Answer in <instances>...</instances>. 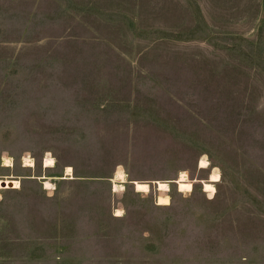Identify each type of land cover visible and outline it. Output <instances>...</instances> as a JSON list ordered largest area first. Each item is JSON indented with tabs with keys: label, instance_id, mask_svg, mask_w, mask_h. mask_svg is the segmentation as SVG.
Wrapping results in <instances>:
<instances>
[{
	"label": "rangeland",
	"instance_id": "rangeland-1",
	"mask_svg": "<svg viewBox=\"0 0 264 264\" xmlns=\"http://www.w3.org/2000/svg\"><path fill=\"white\" fill-rule=\"evenodd\" d=\"M5 178L0 264H264V0H0Z\"/></svg>",
	"mask_w": 264,
	"mask_h": 264
},
{
	"label": "bare ground",
	"instance_id": "bare-ground-1",
	"mask_svg": "<svg viewBox=\"0 0 264 264\" xmlns=\"http://www.w3.org/2000/svg\"><path fill=\"white\" fill-rule=\"evenodd\" d=\"M208 161L209 160H207L206 158L201 159V161H200V169L208 168L210 166ZM8 162L9 163H6L5 166L12 167L11 161H8ZM24 162H25V166L26 167L35 166V160L31 156H26L24 158ZM54 163H55L54 162V158H52L51 156H48L45 159V167H52V166H54ZM69 169H71V171H69ZM120 169H121V167L118 169V171L116 173V181L119 180L121 182V184H116V183L114 184V192H120V191L124 190V186H123L122 183H126V175H125L124 171L120 170ZM72 172H73V169L71 167H67L66 168V173L68 175H71ZM219 181H220V174H219L218 170L215 169L213 171V173L210 175V180L205 181L203 183L205 191L208 192L210 196H213L215 194L216 187H215L214 183H217ZM45 182H46L45 183L46 184V188L52 187V185L49 182H47V181H45ZM192 182L193 181H191L189 179L187 172L183 171L180 174L178 180L176 181V184L178 185L180 192H190V191L193 190V183ZM132 184L135 185V188H136L135 191L143 192V193L150 192V187L151 186H149L148 183L139 182V181H133ZM4 185H6V187H8V188L18 189L20 187V181H18L16 179L13 180V179H10V178L0 179V190L5 188ZM155 185L158 187V190L161 192L160 196L157 199L158 205H161V206L169 205L171 203L170 196L168 195V192L170 191L169 183L168 182L157 181V182H155ZM117 212L122 213L121 210H118ZM119 216H121V215H119Z\"/></svg>",
	"mask_w": 264,
	"mask_h": 264
},
{
	"label": "snow or ice",
	"instance_id": "snow-or-ice-1",
	"mask_svg": "<svg viewBox=\"0 0 264 264\" xmlns=\"http://www.w3.org/2000/svg\"><path fill=\"white\" fill-rule=\"evenodd\" d=\"M5 163H9V162H8V161H5ZM202 166H203V165H202ZM69 171H71V169H69ZM17 186H18V185H17ZM189 187H190V186H189ZM121 214H122V213H120V212H117V213H116L117 216H119V215H121Z\"/></svg>",
	"mask_w": 264,
	"mask_h": 264
},
{
	"label": "water",
	"instance_id": "water-1",
	"mask_svg": "<svg viewBox=\"0 0 264 264\" xmlns=\"http://www.w3.org/2000/svg\"><path fill=\"white\" fill-rule=\"evenodd\" d=\"M4 186H6V185H4Z\"/></svg>",
	"mask_w": 264,
	"mask_h": 264
}]
</instances>
